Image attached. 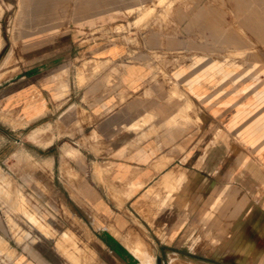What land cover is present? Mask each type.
I'll list each match as a JSON object with an SVG mask.
<instances>
[{
  "label": "crops",
  "instance_id": "obj_1",
  "mask_svg": "<svg viewBox=\"0 0 264 264\" xmlns=\"http://www.w3.org/2000/svg\"><path fill=\"white\" fill-rule=\"evenodd\" d=\"M25 1L0 0V112L96 264H264V0H56L22 33Z\"/></svg>",
  "mask_w": 264,
  "mask_h": 264
},
{
  "label": "rangeland",
  "instance_id": "obj_2",
  "mask_svg": "<svg viewBox=\"0 0 264 264\" xmlns=\"http://www.w3.org/2000/svg\"><path fill=\"white\" fill-rule=\"evenodd\" d=\"M42 1L46 3L26 0L20 5L18 32L30 33L62 23L63 12L70 4L66 8L63 2ZM103 2L109 7V2ZM145 6L143 0H118L117 8L128 15L142 12ZM30 17L34 20H28ZM244 58L248 63L253 59L249 54ZM256 70L253 68V73ZM22 124L17 115L6 114L4 109L0 112V264H46V260L36 258V253L52 256L50 263L96 264L88 229L70 212L62 197L42 184L41 178L52 165L32 159L36 147L30 141V127L18 130ZM44 156L46 153H42Z\"/></svg>",
  "mask_w": 264,
  "mask_h": 264
},
{
  "label": "bare ground",
  "instance_id": "obj_3",
  "mask_svg": "<svg viewBox=\"0 0 264 264\" xmlns=\"http://www.w3.org/2000/svg\"><path fill=\"white\" fill-rule=\"evenodd\" d=\"M39 129H40V128H39ZM33 131H34V130H33ZM39 131H41V129H40ZM35 133H36V130H35V132H33V134H35ZM38 133H41V132H38V129H37V134H38ZM37 134H35V135L37 136ZM30 135H32V133H30ZM35 135H34V136H35ZM32 136H33V135H32ZM181 175H182V174H181ZM197 192H198V191H197Z\"/></svg>",
  "mask_w": 264,
  "mask_h": 264
}]
</instances>
